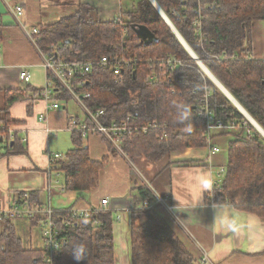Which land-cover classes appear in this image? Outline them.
I'll return each mask as SVG.
<instances>
[{
    "label": "trees",
    "instance_id": "trees-1",
    "mask_svg": "<svg viewBox=\"0 0 264 264\" xmlns=\"http://www.w3.org/2000/svg\"><path fill=\"white\" fill-rule=\"evenodd\" d=\"M156 2L198 58L205 61L209 71L264 130V59L251 58L252 28L255 23L264 21V0ZM200 15L204 18L203 44L198 42L194 26ZM126 16L125 22L116 19L103 22L95 8L82 4L75 13L39 26L40 47L47 51L56 45L67 60L98 61L115 52L124 38L123 30H128V50L132 56L140 58V64L126 70L122 83H116L111 72L96 69L85 90L91 95L88 107L94 112L103 110L101 120L106 125L121 123L131 117L135 127L150 123L168 126L164 141L158 130L146 134L132 132L126 136L122 149L135 165L142 159L158 165L175 153L208 147L198 102L208 90L215 118L226 125L240 127L246 123L252 134L242 138L238 134L236 141L230 143L225 175L209 192L206 201L213 206L231 205L238 211L264 217V136L197 65L150 0H140ZM133 26L148 27L159 43L144 47ZM2 35L0 27V43ZM226 54L229 59L208 61L211 56ZM166 57L181 59L185 65L169 71L163 62ZM192 90L197 91L196 97L189 93ZM43 91L30 86L25 90L4 91L0 130L16 124L9 113L15 103L29 102ZM173 91L184 93V96H175ZM56 97L70 101V97L61 91ZM184 108L189 110V116L180 120L179 113ZM3 133L0 159L26 153V145L18 136L10 141L9 135ZM72 139L75 149L58 162L65 188L75 192L94 190L100 185V173L107 159L93 160L80 134L73 133ZM143 175L151 182L145 173ZM150 184L154 188L152 182ZM139 193L140 201L149 205L155 202L151 190L144 185ZM40 197L39 192H15L12 202L21 207L44 210ZM69 214L67 210L57 211L52 216L38 212L30 219L33 226L39 227L51 220L66 239L67 245L62 248L57 264H78L72 255V245L77 242H83L87 247V259L79 264H116L115 214L110 210L93 209L88 216L67 224ZM16 230L9 220L0 223V264H42V250H26ZM131 249L132 264L198 262L167 222L147 207H137L132 212Z\"/></svg>",
    "mask_w": 264,
    "mask_h": 264
},
{
    "label": "crops",
    "instance_id": "crops-1",
    "mask_svg": "<svg viewBox=\"0 0 264 264\" xmlns=\"http://www.w3.org/2000/svg\"><path fill=\"white\" fill-rule=\"evenodd\" d=\"M25 6V16L16 18L0 0V108L3 92L7 90L44 89L47 75L42 58L25 34V28L46 25L78 11L80 5H89L98 12L103 22H112L119 15L127 19L140 0H18ZM25 26V27H24ZM252 55L264 59V21L252 28ZM26 69L32 74L30 84L19 80V73ZM43 77V78H42ZM44 80V81H43ZM46 84L42 86V84ZM65 102V101H63ZM46 102L29 100L15 103L9 113L18 132V138L27 136L26 153L6 155L0 159V208L12 205L15 192H39L43 207L55 210L84 211L101 208V201L108 199L109 210L115 214L114 224L116 264H132L131 228L132 212L141 206L135 168L129 160L113 153L101 137L85 141L90 156L95 161L107 159L100 173L98 188L85 191H62L52 186L60 175L50 171L52 153H67L75 146L68 129L71 118L83 119L77 106L69 102L58 110L48 111ZM42 117L43 120L41 119ZM247 131V129H246ZM245 135L247 134L244 132ZM238 132L213 131L211 147L188 149L175 153L165 164L139 162L141 172L152 182L157 194L167 198L171 210L157 208L162 217L187 251L198 260L208 253L215 264H264V217L241 212L231 205L208 203L207 196L217 179V172L226 168L230 143L236 141ZM244 136V135H243ZM213 148L221 151L216 153ZM138 168V167H137ZM150 171V172H149ZM26 250H42V229L27 219L11 222Z\"/></svg>",
    "mask_w": 264,
    "mask_h": 264
},
{
    "label": "built area",
    "instance_id": "built-area-1",
    "mask_svg": "<svg viewBox=\"0 0 264 264\" xmlns=\"http://www.w3.org/2000/svg\"><path fill=\"white\" fill-rule=\"evenodd\" d=\"M8 6L9 12H11L16 18L19 20L25 16V6L23 3L19 2L18 0H4ZM118 22H125L126 19L121 14L119 17L116 18ZM203 21L204 18L200 15L199 18L194 22V26L196 27V36L198 38V42L201 44L204 43V33H203ZM25 27V26H24ZM25 34L29 41L36 47L38 50L41 58H42V67L44 68L46 75H47V84L43 89V93L38 97L34 98L33 101L42 100V102H46V109L48 111L51 110H58L62 107V100L58 99L56 96L58 93L64 92L69 97L70 100L73 101L76 106L80 109L82 114L84 115L83 119L79 118H71L68 121V129L73 133H78L81 135L84 141L92 137H101L111 148L113 153L122 156L123 158L129 160V157L125 155L122 146L124 144L126 136L132 132H142L148 133L151 130H158L162 132L160 139L164 141L167 139V132L166 128L168 126L163 125L159 126L157 123H150L144 127H135L132 124V118L129 117L121 123H113L111 125H106L102 122V117L104 116V111L101 110L99 112L92 111L87 104V101L91 98L90 93L86 92V87L89 86V78L92 76L93 72L96 69H100L103 71L111 72L112 76L114 77L116 83H122L126 77V70H132L136 68L141 60L139 57L132 56L128 50V45L126 44L128 30H123V36L121 45H118L115 49V52L111 56H104L98 61H91V60H67L60 54V48L56 45H52L49 47L47 51H44L40 47V34L41 30L39 26H35L30 28V30L25 28ZM1 50V49H0ZM196 55V54H195ZM197 56V55H196ZM198 57V56H197ZM193 58V57H192ZM212 58V59H211ZM228 55H220V56H211L208 59L209 62L212 61H220L224 59H229ZM233 59H236V56H232ZM252 59H256L253 55ZM194 59V58H193ZM199 59V58H198ZM201 64L206 67L205 61L199 59ZM195 61V60H194ZM166 68L169 71L174 70V68L178 66H184L185 62L175 59V58H167L163 60ZM197 63V62H196ZM198 64V63H197ZM199 66V64H198ZM200 67V66H199ZM201 68V67H200ZM202 69V68H201ZM208 69V68H207ZM209 70V69H208ZM206 74V73H205ZM19 80L23 84H30L32 81V74L27 71L26 69H22L19 73ZM192 95H197L196 90L189 91ZM173 95L178 97H183L184 93L181 92H172ZM210 96L211 93L206 90L205 94L199 99V115L201 120H203V126L205 127V133L207 139V145L211 147L212 141V134L215 130H220L222 132H238L242 137L250 136L252 131L247 127V124L244 123L243 126H236L226 125L221 120L215 118L212 109L210 108ZM44 117L41 119L43 120ZM261 127V126H260ZM262 128V127H261ZM247 129V131H246ZM263 129V128H262ZM9 135L10 141H14L15 138L18 136V132L15 131L14 126L9 128H2L0 130V138L4 137V133ZM246 132L247 134L245 135ZM244 135V136H243ZM28 138L24 136L22 138V143H27ZM213 151L218 153L221 150L218 148H213ZM66 158V155L61 153H52L49 157L50 161V171L57 174L59 177L60 172V165L59 161ZM129 163L133 164L130 160ZM134 165V164H133ZM132 165V166H133ZM135 170V169H134ZM136 172V171H135ZM138 172V170H137ZM136 172V173H137ZM140 172V171H139ZM136 174L138 177V181L141 186H145L149 188L152 192V195L155 198V202L151 205L147 204L146 202L141 201L140 208H149L150 210H155L157 208H163L166 210H171L167 198L163 197L160 194H157L155 189L152 187L143 173ZM226 168L220 169L217 174L216 181L213 182L212 189L215 186H218L225 175ZM54 188H59L64 191L65 185L61 186L59 179L52 181V186ZM211 189V190H212ZM212 195V194H210ZM109 200L103 199L101 201V208L102 210H109ZM60 210H55L51 207H44V210L38 208H29V207H21L18 204H13L8 209H1L0 208V223L4 221H14V220H21L30 219L38 212H43L52 216L55 212ZM62 211V210H61ZM60 211V212H61ZM70 213V217L66 221L67 224H70L74 220L88 216L93 209L88 210H74V208L67 209ZM42 229V238H43V246L42 252L44 253L42 264H57V260L60 258L62 248L67 245L66 239H64L61 235L60 230L55 226L51 220L41 226ZM197 264H215L209 257L208 253L203 252L201 257L198 259Z\"/></svg>",
    "mask_w": 264,
    "mask_h": 264
},
{
    "label": "water",
    "instance_id": "water-1",
    "mask_svg": "<svg viewBox=\"0 0 264 264\" xmlns=\"http://www.w3.org/2000/svg\"><path fill=\"white\" fill-rule=\"evenodd\" d=\"M151 3L154 5L156 10L160 13V15L163 17V19L166 21V23L169 25L171 30L174 32L176 37L179 39V41L184 45V47L187 49V51L192 55L195 62L199 64V66L202 68V70L206 73V75L217 85V87L233 102V104L239 109V111L250 121L251 124L256 128V130L264 136L263 129L260 127V125L249 115V113L234 99V97L225 89V87L219 82L215 76L205 67L203 64H201V61L198 59V57L195 55L194 51L191 49V47L187 44V42L183 39V37L178 32L177 28L173 25L171 20L168 18L167 15H165L164 11L161 9V7L158 5L156 0H150ZM132 29L135 30L139 40L141 41V44L144 47H150L153 44L159 43V39L156 37L155 34L152 33L151 29H149L146 26H133ZM89 85V83H88Z\"/></svg>",
    "mask_w": 264,
    "mask_h": 264
},
{
    "label": "clouds",
    "instance_id": "clouds-1",
    "mask_svg": "<svg viewBox=\"0 0 264 264\" xmlns=\"http://www.w3.org/2000/svg\"><path fill=\"white\" fill-rule=\"evenodd\" d=\"M188 116H189V110L187 108H184L179 113L180 120H185L188 118ZM72 246H73L72 255L73 258L78 262V264L79 262L87 259V247L83 242L74 243Z\"/></svg>",
    "mask_w": 264,
    "mask_h": 264
},
{
    "label": "rangeland",
    "instance_id": "rangeland-1",
    "mask_svg": "<svg viewBox=\"0 0 264 264\" xmlns=\"http://www.w3.org/2000/svg\"><path fill=\"white\" fill-rule=\"evenodd\" d=\"M198 65V64H197ZM43 78V77H42ZM44 81V80H43ZM46 84V82H44V84H42V86H44ZM217 86V85H216ZM63 104H65L66 102H62ZM68 103V102H67ZM69 103L71 104V105H74V106H76V104L73 102V101H69ZM76 108H78V107H76ZM79 109V108H78ZM80 110V109H79ZM81 112V111H80ZM249 121V120H248ZM250 122V121H249ZM253 125V124H252ZM255 128V127H254ZM256 129V128H255ZM143 160V159H142ZM164 164H165V162H164V160L161 162V167H163L164 166ZM133 165V164H132ZM139 166L141 167V165H133V167L135 168V171L137 172V170L139 169L140 170V168H139ZM138 167V168H137ZM139 170H138V172H139ZM142 171V170H141ZM141 171L139 172V173H141ZM138 172H137V174H138ZM150 172V171H149ZM143 173V172H142ZM146 178V177H145ZM147 179V178H146ZM60 180H61V183L63 184V185H65V179H64V176L61 174L60 175Z\"/></svg>",
    "mask_w": 264,
    "mask_h": 264
},
{
    "label": "bare ground",
    "instance_id": "bare-ground-1",
    "mask_svg": "<svg viewBox=\"0 0 264 264\" xmlns=\"http://www.w3.org/2000/svg\"><path fill=\"white\" fill-rule=\"evenodd\" d=\"M263 132H264V130H263Z\"/></svg>",
    "mask_w": 264,
    "mask_h": 264
}]
</instances>
